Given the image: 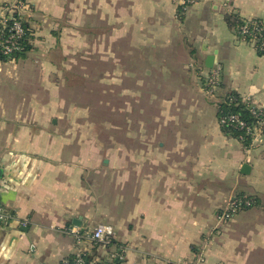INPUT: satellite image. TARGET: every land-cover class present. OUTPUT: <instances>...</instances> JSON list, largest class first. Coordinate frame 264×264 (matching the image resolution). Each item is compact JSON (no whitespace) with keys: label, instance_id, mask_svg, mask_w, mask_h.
Instances as JSON below:
<instances>
[{"label":"crops","instance_id":"1","mask_svg":"<svg viewBox=\"0 0 264 264\" xmlns=\"http://www.w3.org/2000/svg\"><path fill=\"white\" fill-rule=\"evenodd\" d=\"M23 1L31 49L0 62V204L9 216L0 264H67L76 254L109 264L120 250L117 264L197 254L204 264H264V128L246 153L217 117L218 98L232 92L264 113V55L226 21L264 25V0ZM64 44L109 47L110 78L126 79L122 90L147 110L140 140L131 136L140 149L102 156L98 141L58 127L49 111L60 105L53 59ZM208 56L219 69L215 99L204 93ZM239 196L253 206L217 226V212ZM99 224L114 230L109 247L76 244L67 232Z\"/></svg>","mask_w":264,"mask_h":264},{"label":"rangeland","instance_id":"2","mask_svg":"<svg viewBox=\"0 0 264 264\" xmlns=\"http://www.w3.org/2000/svg\"><path fill=\"white\" fill-rule=\"evenodd\" d=\"M58 48L53 60L54 82L58 87L55 100L60 105L49 111L58 127L75 141L76 137H85L90 146L98 141L102 156L110 155L112 147L123 156L127 150L140 149L141 142L133 141L135 138L131 136L139 133L140 140L142 116L147 110L142 109L138 95L128 96L122 90L127 86L126 79L117 82L110 78L109 47L64 44Z\"/></svg>","mask_w":264,"mask_h":264},{"label":"built area","instance_id":"3","mask_svg":"<svg viewBox=\"0 0 264 264\" xmlns=\"http://www.w3.org/2000/svg\"><path fill=\"white\" fill-rule=\"evenodd\" d=\"M28 9L26 3L23 0H16L12 3L3 4L0 6V61L9 60L14 54L23 52V45L21 41L25 37H29V28H24L25 14ZM236 29L238 37L242 40L251 43L257 52L264 50V43L256 38L257 33L261 31V28L256 21H242ZM219 83V69L211 68L210 73L205 81L204 93L212 99H215V89ZM250 114L254 118L252 124H247L240 120L237 115H229L227 117L218 118L219 126L224 124L234 125L239 130H243L244 134L238 137V141L243 145L244 151L249 153L260 141L263 135L264 128V113L256 105H253L247 101H243ZM244 141L248 142L247 146H244ZM236 201L226 202L219 210L216 216L217 225L223 224L231 220L239 211ZM254 201L246 199L243 201V207L249 208L253 206ZM9 219V216L3 211L0 204V223H4ZM24 225V223H23ZM68 234L73 238L76 244L82 242H89L96 247H109L112 244L114 237V230L112 226L107 224H99L92 229H67ZM83 256L76 254L72 257L71 264H84ZM110 263L117 264L116 262L123 261V250L119 252H112L109 255ZM204 260L201 254H197L196 259L193 262L187 261H173L166 264H203ZM93 264L92 262H89Z\"/></svg>","mask_w":264,"mask_h":264},{"label":"trees","instance_id":"4","mask_svg":"<svg viewBox=\"0 0 264 264\" xmlns=\"http://www.w3.org/2000/svg\"><path fill=\"white\" fill-rule=\"evenodd\" d=\"M182 11H183V7L182 6L178 7L177 8V15L180 16V14L183 13ZM226 21L230 26H235L236 29L239 27V25H241L243 23L242 22L243 20H237L235 17H233V18L228 17L226 19ZM256 23L259 25L258 27L261 28V31L259 33H257L256 38L259 41L264 43V25L261 24L260 22H257V21H256ZM23 26L25 29L29 28L27 23H24ZM30 34H31V31H30ZM30 40H31V35L29 37L28 36L25 37L23 39V41H21V44L23 45V52L14 54L11 57V59L1 60L0 62H8V61H13L16 58H21L27 51H29L31 49ZM258 54L263 56L264 50L259 51ZM204 87H205V83H204ZM218 100H219L218 104H217V107H218L217 117L218 118L223 117V116L227 117L229 115H237L240 120L244 121L247 124H252L254 122V118L250 114V112L248 111L246 104L243 102L242 98L237 93H235V92L229 93L222 98H218ZM220 128H221V131L223 132V134H225L226 136L231 137V138L238 139V137L240 135L244 134L243 130H239L234 125L224 124ZM247 145H248V142L244 141V146H247ZM246 199H248V198H246L244 196H239L238 199L236 200L235 203L237 204V207H239L240 210H243L246 208V207H243V201ZM82 258L84 260V264H90L89 258H87V257H82ZM71 263H72V258L70 260H68L67 264H71ZM116 263H119V262H116Z\"/></svg>","mask_w":264,"mask_h":264},{"label":"water","instance_id":"5","mask_svg":"<svg viewBox=\"0 0 264 264\" xmlns=\"http://www.w3.org/2000/svg\"><path fill=\"white\" fill-rule=\"evenodd\" d=\"M213 64H214V56H208L205 61L206 67L210 69L212 68ZM104 163H106V160L104 161ZM250 170H251V167L248 164H243L241 166L240 173L242 175H248L250 173Z\"/></svg>","mask_w":264,"mask_h":264}]
</instances>
